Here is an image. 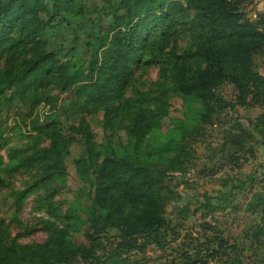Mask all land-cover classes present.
Instances as JSON below:
<instances>
[{"label":"rangeland","instance_id":"374dc122","mask_svg":"<svg viewBox=\"0 0 264 264\" xmlns=\"http://www.w3.org/2000/svg\"><path fill=\"white\" fill-rule=\"evenodd\" d=\"M253 2L243 0L240 4L245 15L264 18V10L251 16ZM46 4L50 17L42 31L44 47L57 59H70L82 66L87 65L90 52L99 43L91 34L108 35L106 28L113 20V9L115 13L121 11L118 0H59L56 10L50 2ZM195 33L180 30L177 50L191 45ZM253 64L259 72L264 69V50L253 56ZM132 79L151 91L156 87L166 89L167 94V114L156 128L137 140L119 124L129 120L122 111L104 123L103 107H99L84 114L80 121L76 106L70 109L68 92L56 95L53 83L35 90L28 88L20 95L14 87L0 88V227L6 231V238L39 244L45 239L42 227L46 219L57 224L65 220L77 230L72 234L74 242L89 247L93 254L87 258L77 256L67 263L46 264H188L196 253L205 259L204 264H264L263 108L236 104L230 84L222 81L214 88L217 99L212 101L209 120L201 121L195 113L194 98L185 99L173 90L169 78L159 76L157 64L136 66ZM38 90L49 95L47 100ZM130 94L129 89L124 91V96ZM47 127L57 128L64 136L68 151L63 158L64 172L17 199L16 191L28 184L35 172H5L7 165L15 161L9 158V150L46 145ZM165 146H169L161 151L165 159L156 166L162 205L155 233L148 238L134 234L133 239L143 243L142 247L125 249L118 244L115 227L98 230L100 219L93 211L90 185L76 172L74 160L89 152H97L100 159L107 149L139 151ZM66 214L72 216L65 218ZM87 233L93 235L94 244L88 242ZM220 239L222 244L217 246ZM211 247L219 248L209 255Z\"/></svg>","mask_w":264,"mask_h":264},{"label":"trees","instance_id":"16d2710c","mask_svg":"<svg viewBox=\"0 0 264 264\" xmlns=\"http://www.w3.org/2000/svg\"><path fill=\"white\" fill-rule=\"evenodd\" d=\"M58 1L0 0V88L14 87L20 95L28 88L35 90L53 83L56 95L68 92L70 109L76 106L80 121L99 107H103L104 123L122 111L129 120L119 124L137 140L156 128L167 114L166 89L156 87L151 91L132 79L136 66L153 63L159 76L173 83V90L185 99L194 98L195 113L201 121L209 120L212 101L217 99L214 88L222 81L230 84L236 104L258 105L264 114V74L253 64V56L264 50V18L247 17L240 5L243 0H118L121 11L115 13L113 9L108 35L91 34L99 43L85 66L70 59L59 60L44 47L42 31L50 17L46 3L56 10ZM189 11L193 13L186 16ZM183 29L196 32L195 40L178 51L176 36ZM126 89L131 91L129 96H124ZM48 96L41 98L47 100ZM82 130L86 132V128ZM45 133L49 142L44 146L31 144L30 149L9 150V158L15 161L5 172H35L32 180L16 191L17 199L64 172L63 158L68 152L64 136L53 127H47ZM168 148L107 149L100 159L97 152H89L74 160L76 172L90 185L93 211L100 219L98 230L115 227L118 244L125 249L142 247L143 243L133 239L134 234L148 238L155 233L162 205L156 166L165 159L161 151ZM2 181L0 176V184ZM70 216L66 214L65 218ZM42 229L45 239L30 244L6 238V231L0 227V264L67 263L77 256H92L89 247L74 242L72 234L77 230L70 221L57 224L46 219ZM86 238L94 244L92 234L87 233ZM221 244L220 239L217 246ZM218 248L211 247L209 255ZM196 255L188 264L206 263Z\"/></svg>","mask_w":264,"mask_h":264},{"label":"crops","instance_id":"0c3cea01","mask_svg":"<svg viewBox=\"0 0 264 264\" xmlns=\"http://www.w3.org/2000/svg\"><path fill=\"white\" fill-rule=\"evenodd\" d=\"M252 9L253 11L251 12V16L255 17L256 15V11L258 10H264V0H254V2L252 3ZM262 74H264V69H262V71H260Z\"/></svg>","mask_w":264,"mask_h":264},{"label":"water","instance_id":"95a60500","mask_svg":"<svg viewBox=\"0 0 264 264\" xmlns=\"http://www.w3.org/2000/svg\"><path fill=\"white\" fill-rule=\"evenodd\" d=\"M186 196H187V193L182 197V199L184 200L186 198Z\"/></svg>","mask_w":264,"mask_h":264}]
</instances>
